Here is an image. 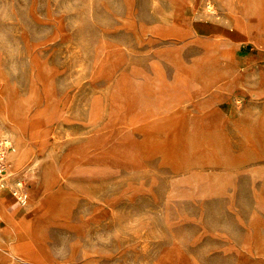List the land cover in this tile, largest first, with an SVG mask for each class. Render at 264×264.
<instances>
[{"label":"rangeland","instance_id":"obj_1","mask_svg":"<svg viewBox=\"0 0 264 264\" xmlns=\"http://www.w3.org/2000/svg\"><path fill=\"white\" fill-rule=\"evenodd\" d=\"M0 133V264H264V0H0Z\"/></svg>","mask_w":264,"mask_h":264},{"label":"built area","instance_id":"obj_2","mask_svg":"<svg viewBox=\"0 0 264 264\" xmlns=\"http://www.w3.org/2000/svg\"><path fill=\"white\" fill-rule=\"evenodd\" d=\"M14 150V144L7 137L0 133V191L8 189L6 175L8 173L10 163L9 155ZM12 193L22 204L26 202L28 194L26 189L20 184V182H18L17 188L14 189Z\"/></svg>","mask_w":264,"mask_h":264},{"label":"crops","instance_id":"obj_3","mask_svg":"<svg viewBox=\"0 0 264 264\" xmlns=\"http://www.w3.org/2000/svg\"><path fill=\"white\" fill-rule=\"evenodd\" d=\"M235 18V27H236V31L235 33H233V35L235 36L236 39L238 38H241V37H244L245 36V33H246V26L242 27V23H244L245 21L242 19V15L240 13H236V16L234 17ZM245 44V43H243ZM242 44V46H244ZM227 70L230 72L229 70V67H227Z\"/></svg>","mask_w":264,"mask_h":264}]
</instances>
